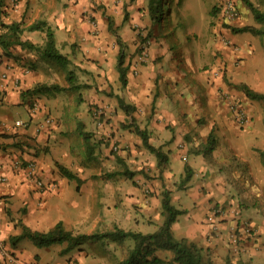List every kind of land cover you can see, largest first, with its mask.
Wrapping results in <instances>:
<instances>
[{
	"label": "rangeland",
	"instance_id": "rangeland-1",
	"mask_svg": "<svg viewBox=\"0 0 264 264\" xmlns=\"http://www.w3.org/2000/svg\"><path fill=\"white\" fill-rule=\"evenodd\" d=\"M251 1L264 10V0ZM226 2H233L238 10L235 19H227L223 10ZM32 3L31 0H0L4 17L13 15L25 27L28 26V8H32ZM44 4L47 5L49 13L55 12L56 15L62 16L66 29L72 24L92 28L99 39L110 41L111 51L116 55L122 46L125 62L135 56L143 58L140 61L145 62L151 43L168 39L171 35L175 36L172 32L166 33L168 26L175 25L177 28L188 27L196 32L189 34V38H185L184 34L185 40L193 41L194 45L206 43L211 31L217 29L216 36L223 45L231 49L228 55L222 50L215 52L212 58L210 56L209 64L202 66V69L213 70L215 67L214 75L221 77L233 90L234 94L229 91L222 92L226 86L219 90L222 94L225 93V98L232 97L227 103L233 118H227L222 123L214 119L208 134L210 137L207 136L215 139L212 150L207 151L206 139H202V145L190 147V151H199L203 155L202 161L197 163L198 174H195L196 170L190 164L193 167L192 175L188 181H184V186L180 185V182L185 178V174L179 178L173 176V179L164 174L168 171L169 164L166 160L160 164L153 151L130 158L133 137L139 135L135 129L134 111L125 116L122 111L124 109L118 103L116 90L123 88L122 84L121 87L111 84L104 86V82L99 88L96 87V91L90 87L94 81L87 83L91 79L90 73L93 72L89 66H103L98 58L94 55H84L81 64L70 61L66 67L50 64L49 61L44 63L46 68H51L50 73L46 72L50 79L66 88L70 89L69 86L76 81H86L81 83L84 87L80 94L81 100L86 103L76 107L75 113L63 112L60 118L64 120L60 126L63 128L57 133L58 137L54 138V142H59L54 150L58 160L63 163L67 161L65 164H70L72 169L81 175V184H88L95 189L85 193L91 198V206L95 207L94 223L88 227L81 225L79 230L74 231H106L113 229L115 225L125 229L151 231L163 220V214L160 213L161 201L163 190L167 188H162V183L171 184L169 187L175 185V189L179 190L187 189L193 182L199 186L196 200L205 197L204 212L213 224L214 232L221 233L220 225L229 221V218L234 222L227 232L237 244L232 252L216 256L212 250L204 247L215 264H226L227 259L235 263L241 258L249 260L251 264H264V162L257 150L264 149V101L248 97L239 87L240 84L246 83L252 89L264 92V34L236 32L232 29L233 26L244 25H256L264 29V22L256 21L244 0H162L161 6L159 5L162 15L157 21L153 20L151 14L158 4L157 0H45ZM122 31L133 33L135 36L131 47L129 40L124 41V37L122 38ZM62 36L65 39L64 43H61V49L72 57L68 45L71 34L65 31ZM35 37L44 40V35L40 32ZM22 38L28 39V30L23 32ZM14 49L19 57L23 55L21 67L28 68V51H21L17 47ZM214 59H217V62H214ZM70 70L74 71V80L68 77ZM174 76L177 80L184 79V74L181 73ZM163 77L162 74L157 79ZM174 78L171 76L170 81L175 80ZM182 91H186V88ZM99 94L98 100L93 98ZM15 108H21L23 111L20 116H28L24 105ZM39 111L43 113L44 119L51 116L52 121L57 122L54 111L42 108ZM240 112L245 116L243 120L240 118ZM111 122L117 125L115 130L109 126ZM82 130L89 134L88 141L82 136ZM120 131L125 133L121 135ZM66 133H70L68 139L73 150L60 153L63 150L60 144ZM194 135H199L200 138L203 136L201 132ZM52 145L48 141L47 145L40 144L36 148L51 151ZM124 150L129 153L124 155ZM179 163L183 166L184 161L180 160ZM125 166L135 172L133 178L116 173ZM114 172L116 174L111 175ZM43 180L45 185L41 188L42 192L57 187L56 180ZM63 180L67 185L78 184L76 179L66 177ZM170 193L173 198L176 192L170 190ZM85 218L84 223L87 224L89 217ZM130 244V241L122 243L109 239L90 240L75 249L78 255L72 256L71 259L73 264H114L125 256ZM58 245L54 243L50 248H57ZM253 246H256L255 251L251 250ZM157 254L167 259L174 255L168 250H158Z\"/></svg>",
	"mask_w": 264,
	"mask_h": 264
},
{
	"label": "crops",
	"instance_id": "crops-1",
	"mask_svg": "<svg viewBox=\"0 0 264 264\" xmlns=\"http://www.w3.org/2000/svg\"><path fill=\"white\" fill-rule=\"evenodd\" d=\"M31 2H33L32 8H28V24L38 19L47 20L55 30L60 49L61 43H64L65 39L62 33L66 31L71 34L68 45L71 48L72 57L61 49L70 57L71 61L81 64L84 55H94L99 59V63L103 64L102 67L89 66L93 72L90 73L91 79L87 83L94 81L90 87L98 91L96 87L99 88L100 84L104 82H106L103 84L104 86L111 84L121 87V84L123 85L118 69V54L111 51L110 41L99 39L90 27L72 24L66 29L62 16L56 15L55 12L49 13L47 5L44 4L45 0H31ZM3 19L5 22L16 20L13 15L3 16ZM2 30L4 29L0 28V31ZM39 32L44 35L45 40V34L41 30H28V40L42 44L44 40L35 37ZM171 32L175 36L171 35L168 39L164 38L151 43L145 62L140 61L143 58L139 59L136 56V58L127 59L126 64H129L128 81L126 85H123V88L117 89L116 93L126 103L135 107L133 110L135 127L146 129L149 132V142L166 153L169 169L164 174L173 179V176L179 178L185 174L186 164H191L196 170L195 174H198L196 167L197 163L202 161L203 154L199 151V153L190 151V147L202 145L204 142L202 139H206L205 142L208 140L207 136L212 129L214 119L222 123L227 118H233L227 103L232 97H226V99L225 93L222 94V92L229 91L232 94L234 92L221 77L214 75L215 67L213 70L202 69V66L209 64L210 56L212 58L215 52L222 50L226 55L231 52V49L223 45L216 36L217 29L211 31L206 43L198 45H194L191 40H185V38H189V34L196 33L188 27L168 26L166 33ZM120 34H122V38L124 37V41L129 40L131 47L135 39L133 33L122 31ZM184 34H186L185 38ZM253 37L255 36L253 35ZM16 47L24 51L19 46H12L10 55L0 44V216L2 219L0 241L4 243L7 252L14 254L27 264H73L71 257L77 256L78 251L75 252L74 249L62 254L64 244L56 243L59 244L57 248L51 249L50 245L37 246L31 239L28 240V237L15 242L12 238L20 235L24 226L46 231L62 220L68 229L79 230L81 225L88 227L94 223L95 207L91 206L90 196L85 195L89 190L95 191L94 187H90L88 184H80V186L65 184L63 179L66 176L60 173L55 163L61 161L58 160L54 151L59 143L54 142V138L58 137L57 133H60L63 128L60 127L64 123V120H60L63 112L75 113L77 112L75 111L76 107L79 108L82 103H86L85 100H81L80 95L84 87V84L81 85V83L86 81H82L83 79L76 81L69 87H73L75 84L80 87L70 88L71 90L67 88L65 89L67 91L62 90L51 96L31 97L28 95V97H24L22 89L32 87L39 82H55L46 73H50L51 69L44 65L48 60L42 58L35 51L28 50V68H23L20 65L23 55L21 54L19 57L14 49ZM26 56L24 55V58ZM214 60L217 62V59ZM49 63L53 64L54 62L49 61ZM3 73H6L5 78L2 77ZM176 73L184 74V79L177 80V77L174 76ZM162 74L164 77L158 80L157 78ZM171 76L175 77V80L170 81ZM222 86H226V88L221 92L219 90ZM184 88L186 91H182ZM99 97L100 94L93 96L97 100ZM22 105L27 109V117L20 116L23 114L21 108H15V106L21 107ZM40 108L54 111L57 122L53 120L49 124L46 123L43 113L39 111ZM122 111L125 116L128 115L125 110ZM17 119L28 121V125L26 127L14 126ZM109 126H112L114 130L117 128L115 122H111ZM100 131L101 129L98 132ZM65 132L62 131V133ZM199 132L203 135L201 138L199 135H194ZM123 133L125 132L120 131L121 135ZM69 134L66 133L61 141L60 145L63 150L60 153L73 150L68 139ZM48 141L53 144L52 150L38 151L36 147L40 144L47 145ZM132 143L134 144L130 148L131 154L127 150L123 151L124 155L129 153L130 158L151 151L144 145L140 135L134 136ZM135 144L142 147L139 148ZM16 158L23 159L25 165L29 162L34 163L42 178L56 180L57 187L54 190L48 189L42 192L32 182L25 168L18 169L14 166ZM180 160L184 161L183 166L180 165ZM65 163L63 164L72 169L70 164ZM170 185L162 183L161 186L164 189L175 191L172 202L177 207L188 210L187 213L179 215L173 223L172 228L175 235L177 237L185 236L196 241L201 246L212 250L216 256L232 252L237 244L233 242L227 232L229 226L234 224L233 220L229 218V221L220 225L221 233L214 232L213 224L207 219L204 212L205 197L202 196L196 200L199 186L191 182L187 189L177 190L175 185L169 187ZM161 211L162 206L160 213ZM85 216L89 217L87 224L84 223ZM251 250L255 251L256 246L251 247ZM0 264L14 263L10 262L8 256L0 251Z\"/></svg>",
	"mask_w": 264,
	"mask_h": 264
},
{
	"label": "trees",
	"instance_id": "trees-1",
	"mask_svg": "<svg viewBox=\"0 0 264 264\" xmlns=\"http://www.w3.org/2000/svg\"><path fill=\"white\" fill-rule=\"evenodd\" d=\"M248 8L252 11L254 18L257 22H264V10H261L251 0H244ZM157 5L152 9V18L157 21L160 20L162 12L161 6L162 0H157ZM164 5V4H163ZM167 11V6L165 8ZM5 15V14H4ZM3 10L0 5V28L4 29L0 31V44L5 48V52L11 55V47L19 46L23 50H32L38 53L45 60L54 62L62 67H66L71 59L63 53L57 43V38L54 28L45 19H38L28 24V26H22V22L13 20L11 22H5L3 20ZM234 31L238 32H251L253 34H264L262 27L256 25H244L238 27H232ZM25 30H41L45 34V40L42 44L34 43L31 40L22 38ZM16 57V56H15ZM33 67V66H32ZM118 69L120 73V80L123 85L127 84V72L129 64L125 62V54L123 47H120L118 54ZM70 80L75 79L73 70L69 71L68 75ZM80 85L75 84L71 88H78ZM239 87L246 93V95L253 99H259L264 101V92H259L252 89L248 84L242 83ZM67 89L66 86H62L59 83H46L39 82L32 87L22 89V95L24 97L29 96H43L54 95L62 90ZM119 97V105L127 112L131 113L135 109L134 106L125 102V100ZM136 132L143 138V143L153 151L159 158L158 162L162 164L166 160L165 153L159 148L149 142V132L146 129H141L139 126L136 128ZM82 135L87 141L89 140V134L82 130ZM210 137V135H209ZM207 142V151L214 148V137L209 138ZM90 150L92 149L91 146ZM259 155L264 162V149H257ZM39 151V150H38ZM123 161V160H122ZM57 167L63 176L68 179H76L78 186L82 182V177L74 170L64 165L63 163L56 161ZM192 166L186 164L185 166V178L182 179L180 185L184 186V181H188L192 175ZM116 173L127 175L133 178L135 172L130 170L128 166H125L121 171ZM115 172L111 175L116 174ZM179 185V186H180ZM163 221L157 225L155 230L143 231L135 229H125L118 225H115L113 229L106 231H94V232H75L72 229H68L62 220H59L49 230H35L29 226H24L23 232L20 235L12 238L13 242L20 240L24 237L31 239L37 246H48L54 243L64 244L62 254L72 251L74 249L82 247L85 242L90 240H113L119 242L130 241L126 254L123 258L114 264H215L212 257L206 253L203 246L196 241L191 240L188 237H177L172 228L173 223L177 220L178 216L187 213L186 208H179L173 202L171 198L170 190H163V196L161 201ZM158 250H168L173 252V257L170 259L161 257L157 254ZM101 264V263H98ZM226 264H251L249 260L239 259L235 263L227 259Z\"/></svg>",
	"mask_w": 264,
	"mask_h": 264
},
{
	"label": "built area",
	"instance_id": "built-area-1",
	"mask_svg": "<svg viewBox=\"0 0 264 264\" xmlns=\"http://www.w3.org/2000/svg\"><path fill=\"white\" fill-rule=\"evenodd\" d=\"M224 5H225V7L223 8V10L226 13L227 19H229V20L235 19L237 14H238V10H236L233 2H226ZM145 53H146V51H144V54ZM2 77L5 78L6 73H3ZM37 108H38V106H37ZM239 115H240V118L242 120L245 118V116L243 115V112H240ZM44 121L49 124L52 122V117L46 116ZM27 125H28V121L22 120V119H17L15 121V124H14V126H18V127H26ZM24 163H25V161L21 158H16L14 160V166L16 168H18V169L25 168L27 170L28 176L31 178V180L35 184V186L37 188H40V189L43 188V186L45 185V182H44L42 176L39 174V172L37 170L38 168L36 167V165L32 162H29L27 165H25ZM1 222H2V219L0 216V225H1ZM0 251L2 253L6 254L9 258L10 262H12L14 264H27L26 262L22 261L20 258L15 256L14 254L7 252V250L5 249L4 243L2 241H0Z\"/></svg>",
	"mask_w": 264,
	"mask_h": 264
}]
</instances>
